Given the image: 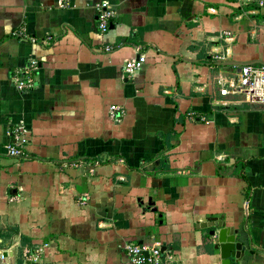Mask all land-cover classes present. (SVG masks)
<instances>
[{
    "label": "crops",
    "instance_id": "1",
    "mask_svg": "<svg viewBox=\"0 0 264 264\" xmlns=\"http://www.w3.org/2000/svg\"><path fill=\"white\" fill-rule=\"evenodd\" d=\"M260 63L257 0H0V264L25 249L31 264H133L126 246L143 243L167 264H222L204 217L239 230L237 264H264V103L224 106L218 82ZM17 124L25 158L5 153Z\"/></svg>",
    "mask_w": 264,
    "mask_h": 264
},
{
    "label": "built area",
    "instance_id": "2",
    "mask_svg": "<svg viewBox=\"0 0 264 264\" xmlns=\"http://www.w3.org/2000/svg\"><path fill=\"white\" fill-rule=\"evenodd\" d=\"M260 7L264 8V0H257ZM97 15V28L104 34L109 31L112 24V19L115 16V10L107 1L98 2L95 5ZM34 41L35 39L32 38ZM107 49H110L107 46ZM147 61L146 53H139L135 58L129 59L124 64V72L130 76L139 71ZM38 68V60L31 59L28 65L19 72V75L14 77L16 86L21 89H29L34 87V71ZM220 84V93L227 97L222 99L221 104L229 105L231 100L244 101L249 103H264V63L260 64H246L241 67L237 75L231 78H226L220 74L218 77ZM111 117L120 121L123 114V108L113 104L110 107ZM29 133L23 124H17L13 130L10 140L6 144V154L12 158H25L26 146L29 143ZM126 252L133 264H167L163 257V250L160 244H128ZM30 249H25L24 256L27 259L26 264L30 263ZM0 260L4 261L3 253H0ZM37 261V255L34 257Z\"/></svg>",
    "mask_w": 264,
    "mask_h": 264
},
{
    "label": "water",
    "instance_id": "3",
    "mask_svg": "<svg viewBox=\"0 0 264 264\" xmlns=\"http://www.w3.org/2000/svg\"><path fill=\"white\" fill-rule=\"evenodd\" d=\"M113 27V26H111ZM214 226L217 229L212 230V235H217L215 248L219 249L222 258V264H237L245 253V245L241 241H237L238 229L227 226L222 218L204 217L198 227ZM5 259L8 257V251L0 250Z\"/></svg>",
    "mask_w": 264,
    "mask_h": 264
},
{
    "label": "rangeland",
    "instance_id": "4",
    "mask_svg": "<svg viewBox=\"0 0 264 264\" xmlns=\"http://www.w3.org/2000/svg\"><path fill=\"white\" fill-rule=\"evenodd\" d=\"M109 31H110V30H109ZM109 47H110V49H107V47H106V50H107V51L112 50V46H109ZM110 113H111V112H110ZM7 143H8V142H7ZM7 143H6V144H7ZM5 153H6V146H5Z\"/></svg>",
    "mask_w": 264,
    "mask_h": 264
},
{
    "label": "trees",
    "instance_id": "5",
    "mask_svg": "<svg viewBox=\"0 0 264 264\" xmlns=\"http://www.w3.org/2000/svg\"><path fill=\"white\" fill-rule=\"evenodd\" d=\"M222 169V168H219V170Z\"/></svg>",
    "mask_w": 264,
    "mask_h": 264
}]
</instances>
